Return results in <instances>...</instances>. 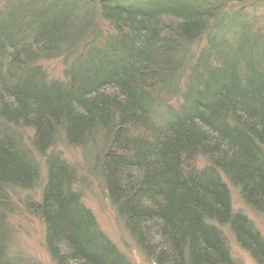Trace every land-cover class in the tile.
Here are the masks:
<instances>
[{
    "label": "trees",
    "instance_id": "obj_1",
    "mask_svg": "<svg viewBox=\"0 0 264 264\" xmlns=\"http://www.w3.org/2000/svg\"><path fill=\"white\" fill-rule=\"evenodd\" d=\"M57 57L61 78L42 65ZM59 141L93 150L155 264H235L224 225L264 264V238L223 181L264 215V0H0V264H29L9 253L18 189L54 264H132Z\"/></svg>",
    "mask_w": 264,
    "mask_h": 264
},
{
    "label": "rangeland",
    "instance_id": "obj_2",
    "mask_svg": "<svg viewBox=\"0 0 264 264\" xmlns=\"http://www.w3.org/2000/svg\"><path fill=\"white\" fill-rule=\"evenodd\" d=\"M42 65L52 77L61 78L63 76L65 66L62 57L44 60ZM25 141L29 143V138L26 137ZM53 149L60 152L62 157L72 164L77 171L79 181L76 188L82 196V201L92 211L97 224L110 241L126 255L132 264H155L152 259L145 257V254L125 230L121 219L117 217L98 171L92 169L93 150L66 145L64 141H59ZM37 159L41 163V182H43L45 176L43 159L39 155H37ZM201 161L202 159H200ZM223 181L230 191L233 211L246 215L264 238V215L247 205L241 198L239 191L225 177H223ZM39 191L40 188L37 187L30 195ZM25 194L20 189L15 190L12 194L14 209L9 220L12 230V248L9 253L15 258H23L24 262L29 264H54L44 247V227L41 220L25 210L23 205ZM220 229L226 237L230 256L235 264H256L249 253L237 243L227 225L220 226Z\"/></svg>",
    "mask_w": 264,
    "mask_h": 264
}]
</instances>
